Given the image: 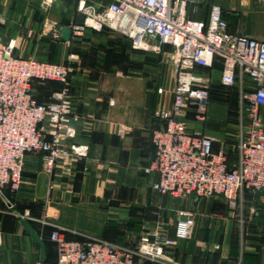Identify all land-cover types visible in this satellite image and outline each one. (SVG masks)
I'll return each instance as SVG.
<instances>
[{
  "label": "crops",
  "instance_id": "crops-1",
  "mask_svg": "<svg viewBox=\"0 0 264 264\" xmlns=\"http://www.w3.org/2000/svg\"><path fill=\"white\" fill-rule=\"evenodd\" d=\"M90 2L105 5L111 0ZM216 2L223 4L232 33L264 39V0H190L189 17L207 21ZM77 5V0H54L50 6L44 0H0V44H13L18 57L73 66L72 104L81 115L74 141L89 147L86 157L59 159L52 174L44 171L42 155L27 156L20 191L0 195V264L41 263V247L21 218L44 241V264H55L57 249L50 241L55 227L68 240L97 237L136 246L153 231L173 237L180 210L195 213L194 235L167 248L170 261L159 264H264V208L259 195L246 193V221L241 223L223 197L162 194L153 189L159 175L143 170L155 154L154 112L173 103L176 74L171 46L156 53L149 40L147 48L135 50L127 37L107 28H89L65 41L57 30L84 22ZM222 69L217 59L212 70L200 72L210 75L218 87ZM55 88L52 82H36L33 92L44 103ZM225 100L213 94L205 121L189 114L190 130L213 138L214 152L237 129ZM235 159L229 155L231 165Z\"/></svg>",
  "mask_w": 264,
  "mask_h": 264
},
{
  "label": "built area",
  "instance_id": "built-area-1",
  "mask_svg": "<svg viewBox=\"0 0 264 264\" xmlns=\"http://www.w3.org/2000/svg\"><path fill=\"white\" fill-rule=\"evenodd\" d=\"M54 0H44L50 6ZM85 16L73 24V36L87 29H111L127 37L133 49L149 47L160 53L171 46L170 62L176 74L173 103L154 112L155 154L144 167L146 174L159 175L153 189L177 197L207 199L223 197L234 213L243 211L246 193L257 194L264 208V39L230 31L222 3H213L207 21L188 15L190 0H111L96 5L77 0ZM198 11L197 8L194 9ZM57 32L60 33V30ZM217 59L223 63L221 86L239 92L235 122L224 147L214 152L215 140L190 130L189 114L205 121L213 100L214 84L200 69L212 70ZM70 64L22 58L13 44H0V195H16L22 186L26 158L43 157L44 171L54 172L59 159L86 157L87 145L74 141L81 120L72 104ZM36 82H55L47 102L34 95ZM162 93V89H159ZM235 156L231 165L229 155ZM9 201V200H7ZM11 205V204H10ZM196 215L180 210L175 235L158 231L145 233L136 246L121 245L102 238L68 240L55 227L50 241L57 249L55 264H159L170 261L166 249L193 237ZM243 223V220H242Z\"/></svg>",
  "mask_w": 264,
  "mask_h": 264
},
{
  "label": "water",
  "instance_id": "water-1",
  "mask_svg": "<svg viewBox=\"0 0 264 264\" xmlns=\"http://www.w3.org/2000/svg\"><path fill=\"white\" fill-rule=\"evenodd\" d=\"M60 32L62 35V39L65 41H70L73 37V32H72L71 28H69V27H62L60 29ZM21 222L24 225V227L26 228L27 232L40 245V247H41V263L40 264H44L46 261V245H45L44 241L41 239L39 234L35 231V229L31 225V223L27 219L21 218Z\"/></svg>",
  "mask_w": 264,
  "mask_h": 264
},
{
  "label": "rangeland",
  "instance_id": "rangeland-1",
  "mask_svg": "<svg viewBox=\"0 0 264 264\" xmlns=\"http://www.w3.org/2000/svg\"><path fill=\"white\" fill-rule=\"evenodd\" d=\"M260 6V5H258ZM256 10V9H255ZM225 97V101L229 102V113L232 114V119L233 121H235V111L237 110V105L238 103H236L235 101V98L239 96V92H238V89L237 88H233L230 90V92L228 93V95H223ZM249 194H252L250 192H248ZM216 197V196H215ZM237 215H238V219H239V222L242 223V220L246 221V218H245V202H244V205H243V211L241 209H238L237 210Z\"/></svg>",
  "mask_w": 264,
  "mask_h": 264
},
{
  "label": "trees",
  "instance_id": "trees-1",
  "mask_svg": "<svg viewBox=\"0 0 264 264\" xmlns=\"http://www.w3.org/2000/svg\"><path fill=\"white\" fill-rule=\"evenodd\" d=\"M52 83H54V84H56V88H55V90H57V89H59L60 88V85L59 84H57V83H55V82H52ZM233 89V88H232ZM231 90V89H230ZM230 90H227V89H225L223 86H218V87H214V89H213V94H219V96L220 97H222V98H225L223 95H228V93L230 92ZM235 101H236V103H238V98L236 97L235 98ZM237 107H238V105H237ZM232 115V114H231ZM235 115H236V111H235ZM7 194L9 193L10 194V192L9 191H7L6 192ZM10 195H12V194H10ZM53 243V242H52Z\"/></svg>",
  "mask_w": 264,
  "mask_h": 264
}]
</instances>
